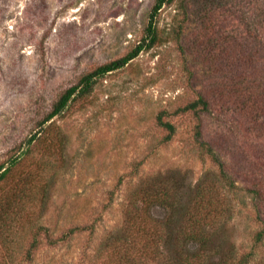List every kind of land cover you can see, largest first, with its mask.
Here are the masks:
<instances>
[{
	"label": "rangeland",
	"instance_id": "1",
	"mask_svg": "<svg viewBox=\"0 0 264 264\" xmlns=\"http://www.w3.org/2000/svg\"><path fill=\"white\" fill-rule=\"evenodd\" d=\"M185 1L189 16L177 0L164 4L157 15L159 42L101 77L89 95L44 124L24 153L28 137L64 89L137 44L155 0H0V163L7 166L24 153L0 185V204L4 197L15 198L8 218L20 214L14 232L0 237V255L7 244L13 259L0 264H18L25 257L37 225L47 226L55 238L70 226L92 225L93 234L76 232L55 246L40 233L32 261L22 263L90 264L96 246L120 224L128 195L141 182L169 178L181 186L187 202L200 181L205 184L220 173L195 140L192 113L166 117L175 125L167 142L161 141L165 131L156 124L160 110L172 112L195 98L209 77L201 62L203 48L196 45L195 0ZM217 1L241 13L247 24L254 21L253 33L264 42L258 23L264 0ZM240 118L219 107L202 115V138L223 145L222 157L239 186L225 193L219 186L224 209L219 213L225 222L212 246L237 256L252 249L248 264H264V239L253 244L261 224L244 190L250 186V168L243 160L252 145L264 148V136ZM153 210L160 218L175 213Z\"/></svg>",
	"mask_w": 264,
	"mask_h": 264
},
{
	"label": "trees",
	"instance_id": "2",
	"mask_svg": "<svg viewBox=\"0 0 264 264\" xmlns=\"http://www.w3.org/2000/svg\"><path fill=\"white\" fill-rule=\"evenodd\" d=\"M174 1L155 0L145 33L133 48L120 57L88 70L64 89L41 118L37 130L28 137L27 147L22 152L26 153L29 145L42 134L44 124L54 116L63 114L73 101L89 95L101 77L123 68L142 51L158 43V12L164 4ZM177 1L186 17L189 16L186 1ZM193 8L198 15L196 45L203 48L201 62L207 65L209 77L195 98L172 112L160 110L156 124L165 131L161 141L167 142L175 133V125L166 117L169 114L192 113L197 120L195 140L216 163L220 173L210 178V182L204 184L200 181L187 202L181 194V186L169 178L141 182L129 193L120 224L109 230L96 246L89 258L90 264H248L254 258L252 249L237 256L231 249L223 253L218 246H212L216 230L225 222L219 213L224 211L221 192L237 191L239 186L229 172L226 158L222 157L223 145L220 146L214 139L202 138V115L216 107L235 111L241 117L240 122L245 119L250 121L259 137L264 136V42L261 43L262 38L253 33L254 21L247 24L241 13L225 7L217 0H195ZM258 23L264 31V14ZM179 33H176L177 37ZM181 48L184 49L183 54L188 56L186 49L183 46ZM189 72L195 74L193 70ZM259 146L260 143H257L249 147V151H252L243 159L250 168V175L246 177L250 186H244V190L250 194L256 218L261 224V228L253 235L254 245L264 239V148ZM23 154L14 157L7 166L0 163V185L9 178L12 166ZM3 199L4 203L0 204V237L8 232L12 234L13 225L18 224L20 217L17 211V219L12 216L8 218L10 204L15 198L12 201L9 197ZM154 208L175 213L160 218L154 214ZM84 230L89 234L94 231L92 225H73L55 238L48 234L47 226L37 225L25 257L17 262L22 264L32 261V254L39 242L38 235L42 232L46 235V242L55 246L69 241L76 232ZM2 247L4 253L0 255V260L9 262L13 259V251L7 244Z\"/></svg>",
	"mask_w": 264,
	"mask_h": 264
}]
</instances>
